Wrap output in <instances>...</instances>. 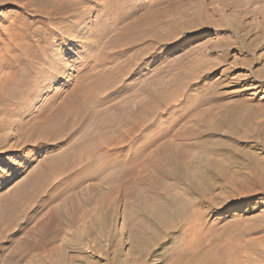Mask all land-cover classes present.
<instances>
[{"label": "rangeland", "instance_id": "374dc122", "mask_svg": "<svg viewBox=\"0 0 264 264\" xmlns=\"http://www.w3.org/2000/svg\"><path fill=\"white\" fill-rule=\"evenodd\" d=\"M13 3L11 0L0 3L1 83L5 74L11 76L21 70L10 57L20 55L16 47L23 38H34L35 31L40 38H46L50 29H55L48 20L23 9L20 3ZM85 5L91 9L84 22L90 29L84 37L80 34V38L68 40L69 37L57 34L52 46V36L48 40L50 44L40 45V50L42 46L50 49L55 62L65 51L72 54L75 57L72 65L65 64L66 68L73 67L71 76L56 72L53 77L47 69L51 64L40 63L36 70L46 68L48 73L35 76L36 70L30 72L39 86L36 89V84H29L38 92L34 94V90L31 96L11 101L14 107L0 104L3 106L0 119L7 118L11 127L8 132L14 137L16 121L25 129L32 127L41 131L44 127H56L71 95L81 87L96 85L95 74L107 65L104 58L117 52L111 40L122 28L148 19L153 22L150 29L155 28L157 36L153 38V45H144L149 49L145 53L138 47L127 55L128 58L140 56V67L131 77L97 93L98 99L84 120L77 119L75 113L64 118L61 124L73 125L70 132H59L56 142L37 149L33 148L34 143H29L23 154L9 149L0 155V173L11 168L10 161L27 162L16 180L1 184L0 212L4 203L1 199L7 196L14 200L15 189L28 181L32 173L44 174L45 196L52 189L47 186L48 181H52V186L60 184L62 191L53 204H44L34 223L29 224L22 217L21 223L9 233L15 237L14 243L20 244L26 238L25 234H19L20 229L35 228L42 218L41 225L35 229L40 228V235L49 238L58 230L59 236L53 244L67 248L68 262L63 264H109L103 258L105 255L93 250L95 243L109 248L108 253L116 256L115 264L131 259V237L141 229L138 211L144 199L130 196L128 192L136 187L143 195L151 186L148 181L158 180L167 171L162 167L161 156L171 143L190 154L189 172L186 170L177 179L173 176L154 179L152 186L160 195L168 192L178 209L183 206L186 218L178 223L173 220L175 226L159 232V241L152 242L146 264H199L209 252L216 254L220 250L222 256V250L228 248L231 253L225 250L227 254L223 253L221 258L228 256L230 260L225 261L230 264H233L231 261L264 264V3L258 0H246L238 5L211 0H88ZM210 23L222 28L233 26L237 33L213 30ZM146 31L144 28L140 35ZM27 38L25 41L33 45ZM108 65V69L114 66ZM148 103L152 106L149 118L143 117V127L130 147L124 145L121 157L110 156L107 166H102L100 159L87 171L77 168L71 174L59 172L58 178L53 176L55 156L67 159L75 153L72 145L87 146L91 137L108 135L109 121L124 118L127 112L138 114L141 104ZM29 134L32 133L28 131ZM15 138L10 145L20 140ZM81 172L85 178L79 177ZM120 181L123 188L119 187ZM133 182L135 185L131 186ZM36 210L37 207L32 213H39ZM58 218H61L59 226ZM5 226L6 223L0 230ZM33 240L41 242L39 235ZM161 249H164L162 253ZM227 262L223 260L222 264Z\"/></svg>", "mask_w": 264, "mask_h": 264}, {"label": "bare ground", "instance_id": "6f19581e", "mask_svg": "<svg viewBox=\"0 0 264 264\" xmlns=\"http://www.w3.org/2000/svg\"><path fill=\"white\" fill-rule=\"evenodd\" d=\"M4 1H6V0H0V3L4 2ZM11 1H13L14 3H20L21 7L23 9H25V10L30 9V11L34 12L35 14L40 16L42 19L44 18L45 20H48L51 23V25H54L53 27H55V29L54 30L50 29L48 37H46V38L45 37L40 38V36L37 34L38 32L36 33V31L33 33V36H32L34 38L28 39L26 37L28 40L33 41V43H34V44L32 43L33 45L29 44V42H26L27 41V40L25 41L26 38L24 39L23 37H22L23 38L22 43L19 44L18 46L16 45L17 51L20 53V55H14L10 58L19 64L18 66L21 68V70H20V72H17L14 75L10 74L11 76H6V74H5V76H4L5 79L3 76H2L3 78L1 77L2 80L4 79V82H2V83L0 82V104L3 105V104L8 103L9 108L14 105V104H11V101L23 99V97L32 95V93L35 89L32 88V86H29L30 83L36 84V89L39 86V83L37 81L34 82L32 80V77H30V72H34V70H36V68L38 67V65L40 63H45V64L48 63V65H50V64L53 65L55 63V60H53L54 58L52 59L53 54L50 53V49H48V48L43 49V46H42V50H40V45L44 42L49 43L48 40L50 41L49 38L52 36L53 38L50 42L51 44L49 43L52 46V44H54L53 41H55L57 39V37L55 38V36L57 34H59L58 36H62V37L64 36L66 38L69 37L70 39L67 38L68 40H71L72 38L78 37V35H80V34H82V35L87 34L89 32L88 30L90 28L87 27L88 25H85V23H86L87 16H88L87 13L91 9V8L88 9V6L85 5V3H87L88 0H81V1L80 0H11ZM258 1L264 3V0H258ZM211 2L212 3L217 2V3H221V4L222 3L223 4L228 3L230 5H238L240 3L244 4L246 2V0H211ZM247 3L249 4V1ZM65 21H69V22H67L69 24H66ZM82 23H84V26L82 25V27H81L80 25ZM151 25H153V22L148 21V19L133 22V23L129 24L128 26L122 28L120 30V32L114 36L113 39L111 38L112 39L111 45L117 48V52H115L113 54L111 52L110 54H112V55L108 56L106 59L104 58L103 62H106L107 65L109 63H113L114 66L112 68L108 69L106 67L107 65L105 64L106 66L103 67V63H102L101 67H103V68H102L101 72L99 74H95V77L97 76L95 78V80H96L95 84L96 85L93 87H86V86H84L83 88L81 87L78 90L79 92L76 93L77 95L76 94L71 95V97L69 98V100L67 102L68 108L64 109L61 112V114H60L61 119L59 121L57 120L56 127H54V128L52 126L51 127H44L42 129H40L41 131H39L36 128L32 129V127H30V129H25L24 126L22 127L19 124V122L17 123V121H16L13 124V126L16 125V136L15 137H19L20 140H16L15 144L12 143L13 145H10V141L12 139H16V138L14 137L13 133L8 132V129L11 127H9L10 124L6 120L7 118H1L0 119V155L6 153V151H9V149L15 150L16 153H22V154L26 153L29 143H34L33 148L37 149V148L42 147V145H44V144H50V143L56 142L58 140V135L60 134L59 132H63V131L64 132L65 131L70 132L71 131V127L73 126L72 124H61L62 121L64 120V118L65 117L68 118V115L71 113H75L78 117L77 119L84 120L87 112L89 110H91L90 107L92 108L91 105H93V103L96 102L98 99L97 93H100V92L104 91L105 89H109L112 85H116L118 82L123 81L126 77L135 74L136 69L138 67H140V65H141V62H140L141 60H139L140 56L137 58H131V57L128 58L127 55L131 51H137L138 47L139 48L142 47V50H141L142 53H145L146 51L149 50L148 47H145L144 45L147 43L150 46L153 45L152 44L153 38L155 36H157V32L154 30L155 28L150 29ZM194 26L196 27L197 25L195 24ZM209 27L213 30H216V31H219L221 29H225L226 30L225 34H227L228 32L237 33V29L233 26H228V27L222 28L221 25L210 23ZM144 28H147V31H146L147 33L145 32L146 33V34L144 33L145 35H143V34L140 35V33L143 31ZM40 32H42V31H40ZM90 33H92V32H90ZM136 34H138V35H136ZM29 36H31V35H29ZM83 37H84V35H83ZM78 38H80V37H78ZM101 38H102V36H101ZM17 39H18V37H17ZM82 39H84V38H82ZM58 40H59V38H58ZM99 40H100V38H99ZM17 43H18V41H17ZM30 43H31V41H30ZM107 45H108V43H107ZM49 48H50V46H49ZM41 51H43L45 53L44 56H42L43 54L41 55ZM2 52H4V51H2ZM101 55H103V54H101ZM5 56H7V55H5ZM0 59H2V58H0ZM4 67H5V65H4ZM47 69H49L48 71H52L51 68H47ZM15 71H16V69H15ZM21 71H23V72H21ZM48 71L45 68L44 70L34 72V75L37 76L39 73L40 74L42 73V75H44V74L48 73ZM108 76H109V78H107ZM34 92H35L34 94H36V92H38V91L35 90ZM21 106H19L20 109L21 108L23 109V107H21ZM1 107H3V106H1ZM19 107H18V109H19ZM140 108H141L140 113H138V114H136L135 112H132V113L127 112V114H125L124 118H122L123 116L122 117H116V118L112 119L111 121H109L110 122L109 123L110 130H109L108 135L104 134V136H102V137L101 136L91 137V140L89 141L87 146H85V145H83V146L82 145L81 146L72 145L74 148H76L75 153H74V155H70L67 159L64 156L63 157L62 156H55L53 176L55 178L56 177L58 178V175H60L59 172H61L63 174H71V172H73L77 168H81V171H87V170H89L90 166L100 162L99 161L100 159H102V162H100L102 164V166H107V165H109L108 159L110 156L116 155L115 157H117V158L121 157L122 153L124 152L123 151L124 145L130 147V145L135 141L136 133L139 132L144 125L143 117L144 116L148 117L149 113L152 111L151 103H148L147 106H145L144 104H141ZM2 113L3 112H1V114ZM4 113H7V111L6 112L4 111ZM7 114H9V113H7ZM7 114H4V115H7ZM148 118H147V120H148ZM105 125H106V123H105ZM104 129L108 130L109 128L107 126H104ZM28 131L32 133V134H29L31 136H27ZM69 145H71V144H69ZM17 148H19V149H17ZM180 148L181 147H179V146L178 147L172 146L171 143H169L168 146H166V148H165V150L161 156V160H162L161 163H162V167H165L167 169V171L165 170V168H163L166 172H163L164 174L161 177L158 176L159 177L158 180L164 179L165 176H167V178H168V176L171 178L173 176V178H176V179L178 177L180 178V176H182L184 174V172L187 170V167L189 165V157L191 158V156H189L190 155L189 153L184 152V150H182ZM183 149H185V151H186V148H183ZM9 165L11 168L8 171L3 172L2 175H0V186L2 183L6 182L9 179H11V181L16 180L18 178V176L21 173H23V171L25 170V166L27 165V162L25 160H18V161L16 160V161H10ZM41 165H44V164L39 163V166H41ZM190 174H191V172H190ZM79 177L85 178V176L82 174V172L79 175ZM191 177L193 178L194 176H190V177L188 176V178H191ZM192 178H191V180H192ZM154 179L151 178L148 181L149 185H151V186L147 188L146 193L144 192L143 195L141 193V190L139 192L136 189V187H133V188L131 187V190H129L130 192H128V194L130 196H133L137 199L141 198L143 196L144 203L142 206L139 207V211H138L140 214L139 216H141L140 217L141 221L139 223L140 224L139 226L141 227V229L138 227L140 229V231L136 232V234L131 237V247H130V251H129V254L131 255L130 256L131 259H126L123 264H146L145 258L151 252L152 242L157 241V240L159 241V238H160L159 232L160 231L164 232L165 230L167 231V229L170 230V228H172V226L174 225V222H175L173 220L176 219L177 223H178L180 220L183 221V217L186 218V216H183V213H182V211H183L182 207L183 206L181 207L182 210L180 211L179 209H181V208H179V209L177 208L178 206H176V203H175L176 201H173V198L169 195L168 192H167L168 194L167 193L165 194V192H164L161 195L159 193H157L158 189L154 188L155 186H152L153 185L152 182H154ZM156 180L157 179H155V181ZM180 180L182 181V179H180ZM193 180H196V179L193 178ZM122 181H120V183H119V187H121V188H123V182ZM46 182L47 181L45 180V176L43 173H37V172L32 173V175L29 176L28 181H26L23 185H20L15 189V191H14L15 199L14 200H12V199L9 200V198L7 196H4L1 199V203L2 202H4V203H2L3 210L0 212V228H2L5 223H6V226H5V228L0 230V263H2V264H21V263L22 264H63L65 261H67L66 260L67 248L64 246H61V245L53 244V242H55V239L59 236L58 230L53 231V237L49 238V237H47V235H40V232H41L40 228L35 229L36 227H39L41 225L40 222H41L42 218L36 222L37 224L35 225V228L28 227L26 229V226H25L22 229H20L19 234L23 233L26 235V238H24L23 242H21L22 244L21 243L19 244L17 241L15 244L14 243L15 237L14 236L11 237L10 236L11 234L9 235V233H11L13 227L15 225L21 223L22 217H24V219L29 224L34 223L36 221V219L41 215L40 209L44 206V204H46L47 202L49 203V205L53 204L60 197L61 192H62L61 187L59 188L60 184L52 186V181H48V185L46 184L47 186L52 187L51 191L48 192V195H46V196L44 195L45 189H44L43 185ZM202 183H204V182H202ZM134 185H135V183L133 182L131 186H134ZM199 190H200V194H201L202 190L201 189H199ZM19 193H21L20 196H19ZM206 193H207V190H206ZM171 194H173V193H171ZM178 196H180V195H178ZM202 196H203V193H202ZM17 197H19V198L16 199ZM178 200H179V198H178ZM149 202H153L152 205H150ZM141 204H142V202H141ZM38 206H39V208H38ZM36 207H37L36 211H38L39 213H36V212L32 213V210ZM185 208H186V206H185ZM185 208H184V211H185ZM189 216H191V214ZM71 221L72 220H70L69 222H71ZM56 222H57L58 226L61 225V218H58V220H56ZM54 225H56V224H54ZM160 234H161V232H160ZM38 235L40 237L41 242L39 243L37 241L38 243H36V242L34 243L33 239L35 236H38ZM154 245H156V244H154ZM228 249H230V248H228ZM75 250L74 251L72 250V251L74 253L81 252L80 250H77L75 252ZM93 250L95 252H100L101 254H103V256L105 255L106 257H103V258H105L109 264H115L116 256L115 255L111 256V253H108L110 251L109 248L103 247V246L99 247L98 244L95 243V245H93ZM225 250H222V252L224 251L223 253H225ZM217 252L218 251H216V254L214 252L212 254H210V252H209L208 256H206V257L204 256L205 258L203 259L202 262H201L202 258L200 259L199 264L200 263L201 264H222L223 260H224V262L228 261V260L225 261L228 258V256H227V258L225 257V259H223L221 257L224 254L221 253L222 256H220V253H219L220 250L218 253ZM227 252L225 253L224 256H226ZM229 252H228V254H229ZM217 254H219V255H217ZM218 256H220V257H218ZM229 256H231V255H229ZM72 257L73 256H71V258ZM75 258H77V257H75ZM233 259H234V257H233ZM74 260H76V259H74ZM67 262H66V264H68ZM229 262H227L226 264H228ZM231 262H233V264H238L237 262L234 263L235 261H231Z\"/></svg>", "mask_w": 264, "mask_h": 264}, {"label": "snow or ice", "instance_id": "6c2138e0", "mask_svg": "<svg viewBox=\"0 0 264 264\" xmlns=\"http://www.w3.org/2000/svg\"><path fill=\"white\" fill-rule=\"evenodd\" d=\"M74 59H75V57L72 54L65 51L60 60L55 62L53 65H50V68L52 69V71L50 72V75H53V77H55L56 72H65V73L71 75L73 72V67H67L66 68L65 64L72 65V62ZM0 175H2V173H0ZM166 247H168V245H165V248ZM163 251H164V249H161V253ZM157 255H160V253H158Z\"/></svg>", "mask_w": 264, "mask_h": 264}]
</instances>
